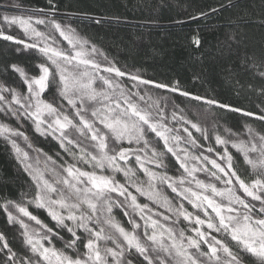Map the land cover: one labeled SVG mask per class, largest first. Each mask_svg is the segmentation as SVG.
Wrapping results in <instances>:
<instances>
[{
    "label": "snow or ice",
    "instance_id": "snow-or-ice-1",
    "mask_svg": "<svg viewBox=\"0 0 264 264\" xmlns=\"http://www.w3.org/2000/svg\"><path fill=\"white\" fill-rule=\"evenodd\" d=\"M58 12V0H47L45 8L35 9L26 17L0 18L8 28L18 26L31 42L4 30H0V40L23 45L17 51H35L43 58L37 64L38 76H30L16 64L9 66L11 72L19 75L22 85L0 83V113L18 123L30 121L35 132L52 136L73 156V162L64 161L58 167H49L48 161L52 165L56 162L48 156L41 170L17 142V138L28 141L29 137L19 128L0 122V138L11 146L34 185L32 198L25 203L2 198L0 208L7 214L8 223H18L22 229L23 247L13 250L0 233V264H264V131L246 124L247 139H241V134L231 128L221 133L217 120V127L209 132L207 127L184 116L174 100L163 98V104L151 96L146 100L147 93L126 89L116 78L127 75L135 82L134 88L152 85L201 102L209 109L214 107L260 121H264V108L257 115L213 97L193 94L182 89L178 81L157 83L138 73H125L111 62L102 66L94 57L103 53L95 45L89 47V41L82 40L74 29L62 27L56 19ZM199 16L206 13L200 12ZM190 18L195 21L199 17ZM46 20L68 42L70 52L53 46L52 34L35 26L45 25ZM49 39H53V44L48 43ZM191 43L200 46L198 34L191 37ZM248 60L264 69V57L258 65L252 57ZM259 75L264 79V71ZM53 89V101L58 95L66 102L67 111L63 103L57 106L43 99V94ZM260 93L264 95V88ZM172 121H182L187 135H179V129L170 126ZM188 125L203 140L214 138L215 147L208 146L206 151L215 153L216 158L196 154L185 146L196 150L203 146ZM73 131L78 134L77 139L70 136ZM70 145L79 151H73ZM28 147L33 146L29 143ZM230 147L252 169L248 178L239 174ZM253 153L258 156L253 157ZM169 157L183 170L180 176L168 175ZM35 163L38 165L39 160ZM140 172L147 177L146 182L139 178ZM198 172H204L208 179H199ZM46 174L52 179L46 178ZM118 175L123 176V182ZM163 186L175 194L179 203L163 195ZM130 189L177 219L171 225L161 223L159 217L164 221L171 217L139 202ZM183 201L195 212H189ZM29 205L45 210L54 226L30 212ZM114 208L123 212L130 228L116 219ZM21 216L39 227H30ZM181 217L195 225L190 229L193 235L175 227ZM55 239L64 241L63 249L54 246Z\"/></svg>",
    "mask_w": 264,
    "mask_h": 264
},
{
    "label": "trees",
    "instance_id": "trees-1",
    "mask_svg": "<svg viewBox=\"0 0 264 264\" xmlns=\"http://www.w3.org/2000/svg\"><path fill=\"white\" fill-rule=\"evenodd\" d=\"M58 3L57 22H60L62 27L74 29L82 40L89 41V47L95 45L98 52L103 55H96L94 59L102 66H109L111 62L125 73H138L142 78L157 83L175 84L178 81L182 89L193 94L213 97L225 103L240 106L257 115L261 114V109L264 108V95L260 93V89L264 88V79L259 73L264 69L253 66L248 58L252 57L258 65L264 57V0H58ZM46 6L47 0H0V18L3 15L26 17L33 10ZM212 9L216 11L213 12ZM200 12L206 13V16H199ZM36 15L40 14L36 13ZM192 16L199 18L193 21L190 18ZM35 26L40 31L52 34L55 43L53 44V39H49V44L64 51H71L68 42L60 37L59 33L54 32L47 20L45 25ZM0 30L31 42L18 26L8 28L2 19H0ZM197 34L201 39L198 48L191 43V37ZM18 48L22 49L23 45L0 40V83L7 82L14 87L22 85L19 75L11 72L9 68L11 64L18 65L30 76L40 74L37 64L42 62L43 58L35 51L21 52L17 51ZM116 79H119L126 89L133 92L139 91L141 94L147 93L146 100L148 96H151L153 100H161V104H163V98L174 100L179 108L183 109L184 116L192 122L199 123L201 127H207L209 132L217 127L215 123L217 120H219L218 130L221 133L225 128H231L233 132L241 134V139H247L246 124L255 130L264 131V121L256 120L254 117L227 113L214 107L209 109L201 102L168 92L166 89L154 88L152 85H139L138 88H134L135 82L129 80L127 75ZM96 86H99V82ZM23 90L26 91V87ZM54 94L55 89L46 91L43 99L54 102L57 106L63 103L67 111L66 102L62 101L58 95L53 101ZM167 111L170 118L171 104ZM0 122L19 128L29 137L28 141L17 138V142L22 151L29 153L35 167L43 170L48 156L56 162V165H52L51 161H48L49 167H58L64 161L73 162V156L62 149L56 139L35 132L30 121L18 123L15 119L0 113ZM182 123V121L180 123L172 121L170 126L179 129V135L186 136ZM187 127L203 146L199 150L185 146L196 154L203 153L216 158L215 153L206 151L208 146L215 147L214 138L205 141L199 132L191 129L190 125ZM70 136L73 139L78 138V134L74 131L70 133ZM29 143L33 147L29 148ZM69 147L73 151H79L74 146ZM35 149H39L40 152L38 153ZM230 151L234 155V163L239 174L244 178L251 176L252 169L245 164L242 156L231 147ZM251 155L258 156L257 153ZM37 159L38 165L35 163ZM132 164L135 165L134 159ZM80 166L87 168V165ZM149 167L160 171L155 169L154 165ZM208 167L211 166L208 165ZM182 172L175 159L169 157L168 175L178 177ZM196 176L202 180L208 179L204 172H198ZM46 178L52 179L47 174ZM118 178L123 182L122 175H118ZM139 178L147 181V177L142 172L139 173ZM218 186L223 187L219 184ZM130 190L137 195L139 202L147 203L158 212L171 217L169 221L159 217L161 223L171 225L172 221L177 219L165 208L139 196L135 193V189ZM161 191L163 195L179 203L175 200V194L166 186H163ZM33 193L34 185L31 176L20 166L11 146L0 138V203L3 202V197L25 203L32 198ZM183 204L189 212H195L187 201H183ZM28 207L29 211L37 215L45 224L54 226L55 222L45 210L36 209L31 205ZM10 210L20 215L14 208ZM209 212H211L210 209ZM113 215L130 228L127 217L119 208L113 209ZM200 215L203 218L202 212ZM21 219L30 227H39L27 217L21 216ZM136 219L139 221V217ZM139 222L143 223V221ZM175 227L178 230H185L187 235H193L190 229L195 225H189L181 217ZM21 232L20 225L9 224L7 214L3 208H0V233L6 236L13 250L23 247ZM213 235L216 234L213 233ZM54 246L57 249H63L64 241L55 239ZM204 250H207L206 246Z\"/></svg>",
    "mask_w": 264,
    "mask_h": 264
}]
</instances>
